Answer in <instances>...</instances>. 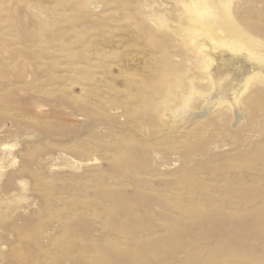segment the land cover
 I'll return each instance as SVG.
<instances>
[{
	"label": "rangeland",
	"instance_id": "1",
	"mask_svg": "<svg viewBox=\"0 0 264 264\" xmlns=\"http://www.w3.org/2000/svg\"><path fill=\"white\" fill-rule=\"evenodd\" d=\"M183 1L0 0V264H264V0L210 66Z\"/></svg>",
	"mask_w": 264,
	"mask_h": 264
},
{
	"label": "bare ground",
	"instance_id": "2",
	"mask_svg": "<svg viewBox=\"0 0 264 264\" xmlns=\"http://www.w3.org/2000/svg\"><path fill=\"white\" fill-rule=\"evenodd\" d=\"M183 2H182V4L184 5V11L186 12V14H188L189 20H188L187 26L181 24V27L179 29V33H181L183 38H185V42L184 41H182V42H184L187 47H189L190 49L195 51L196 55L194 54V57L199 55L200 58H203V60L201 61L202 64H200V65L210 66L211 62H213L211 60L213 58H207L205 55H203V53H201V52H203L204 46H202L203 44L200 45V41H201V39H204V37L209 38L211 40V42L213 44V48L215 47L216 49L217 48L222 49L225 47V48L229 49L228 51L231 50L232 53H234L233 51L247 50L249 52L250 57L257 58L256 61H258L260 59L258 57L259 55H257V52L255 50L260 45V42L257 39V37L255 38L253 35L249 34L247 32V30H245L244 27H242L243 25L241 26V24H239V22L234 17L233 12L231 11L233 0H189V2H184V3ZM161 20L159 22L160 23L159 25H164V24L167 25V23H165L166 21L164 22L163 20L162 21ZM179 33H177V34L179 35ZM205 49H206V47H205ZM227 49H226V51H227ZM260 49H261V47H260ZM182 50H183V48H182ZM209 52H211V51L209 50ZM222 52H220V53L222 54ZM217 53H219V52H217ZM237 53L239 54V52H237ZM225 54H226V52H225ZM216 58H218V57H216ZM218 60H219V65H217V67L215 68L214 71L212 69L211 70L213 71V76H214L213 80H214V85H215L214 87L216 89L215 92L217 91V93L224 99L226 98L227 93L231 91V90L229 91V89L239 88V87H240V90L241 89L245 90V88L248 89V87H249L248 84L251 81H254L255 78H258V76H260V72L251 71L250 73H248V70H249L248 67L249 66H247L248 64L246 65V63L243 62L244 60L242 58H239L236 56H232V57L227 56V57H220ZM248 60H250V62H251L252 59H248ZM254 60L255 59H253V61ZM259 61H262V60H259ZM250 62H248V63L251 64ZM205 69L206 68H203L204 73H205ZM191 82L193 83V81H191ZM191 89H192V87H191ZM195 90H197V89H195ZM194 92H196V91H194ZM215 92H214V94H216ZM233 93H235V92H233ZM190 94H193V93H190ZM190 94H189V96H190ZM197 94H198V92H197ZM240 94H242V93H240ZM234 95H232V96H234ZM189 96H188V98L190 100L192 99V97H194V96H192L190 98ZM183 97H185V96H183ZM239 97H241V96H239ZM235 100H238V99H235ZM237 102H239V101H237ZM186 103H187V101H185L184 103L181 102V104H184V105ZM218 103H220V102H218ZM187 104H189V103H187ZM228 104H229V102H228ZM228 106L231 107L230 105H228ZM181 107H183V106H181ZM179 110H181V109H179ZM184 110H186V109H184ZM188 110L191 111L189 106H188ZM191 112H193V111H191Z\"/></svg>",
	"mask_w": 264,
	"mask_h": 264
}]
</instances>
